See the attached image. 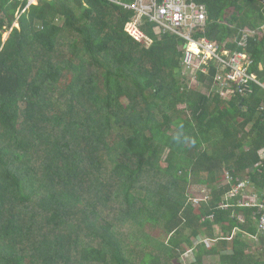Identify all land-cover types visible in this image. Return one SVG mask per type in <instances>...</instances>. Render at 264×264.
<instances>
[{
    "label": "trees",
    "instance_id": "trees-1",
    "mask_svg": "<svg viewBox=\"0 0 264 264\" xmlns=\"http://www.w3.org/2000/svg\"><path fill=\"white\" fill-rule=\"evenodd\" d=\"M194 1V39L264 82V36L237 44L264 0ZM134 2L0 0V264H264L242 205L264 204V90L224 98L215 62L193 82L186 40L126 31Z\"/></svg>",
    "mask_w": 264,
    "mask_h": 264
},
{
    "label": "built area",
    "instance_id": "built-area-1",
    "mask_svg": "<svg viewBox=\"0 0 264 264\" xmlns=\"http://www.w3.org/2000/svg\"><path fill=\"white\" fill-rule=\"evenodd\" d=\"M38 1L34 0L31 4H37ZM128 8L134 10L137 15L127 25L126 31L137 41H150L141 28L145 18H149L157 25L156 31L159 35L172 34L186 40L182 65L184 70L190 73L194 82L199 70L206 72V66L210 62H215L221 69L216 80L221 83L223 88L221 95L224 98L252 95L254 85L264 90V83L252 72L253 60L245 50L232 52L225 45L220 50L219 46L207 39L194 40V34L203 30L208 21V11L205 5L198 4L194 0H135ZM260 31H264V26L257 31H244L241 40L237 43L238 46L246 49L249 39L258 36ZM192 45L195 46L194 49ZM203 66L205 67L202 68ZM261 110H264V104ZM241 187H244V184L236 188L230 194L231 197L237 195ZM242 205L258 208V228L259 232L264 235V204L246 202Z\"/></svg>",
    "mask_w": 264,
    "mask_h": 264
},
{
    "label": "rangeland",
    "instance_id": "rangeland-1",
    "mask_svg": "<svg viewBox=\"0 0 264 264\" xmlns=\"http://www.w3.org/2000/svg\"><path fill=\"white\" fill-rule=\"evenodd\" d=\"M33 1L34 0H29V3L31 4ZM140 24H141V22H140ZM7 37H8V34H5L4 40H6ZM150 44H151V41H148V45H150ZM191 73H193V71H191ZM192 75H194V74H192ZM195 82H196V80H195ZM201 90H203V92L205 93V89H201ZM190 195H192V197H194L196 199V202L200 203L203 200H206L207 199V197H208V191H207V189L205 187H202V186H193L190 189ZM191 261H192V259L190 258L189 260H184L182 262V264H189ZM205 262L207 264H217V261L215 259H213V258H206L205 259Z\"/></svg>",
    "mask_w": 264,
    "mask_h": 264
},
{
    "label": "crops",
    "instance_id": "crops-1",
    "mask_svg": "<svg viewBox=\"0 0 264 264\" xmlns=\"http://www.w3.org/2000/svg\"><path fill=\"white\" fill-rule=\"evenodd\" d=\"M262 36H264V31H260V33H259V35L257 36V37H262ZM261 69H262V67H261ZM262 82V81H261ZM264 83V82H263Z\"/></svg>",
    "mask_w": 264,
    "mask_h": 264
},
{
    "label": "bare ground",
    "instance_id": "bare-ground-1",
    "mask_svg": "<svg viewBox=\"0 0 264 264\" xmlns=\"http://www.w3.org/2000/svg\"><path fill=\"white\" fill-rule=\"evenodd\" d=\"M194 40H195V39H194ZM195 41H197V40H195ZM192 48L194 49V48H195V46H193V45H192Z\"/></svg>",
    "mask_w": 264,
    "mask_h": 264
},
{
    "label": "clouds",
    "instance_id": "clouds-1",
    "mask_svg": "<svg viewBox=\"0 0 264 264\" xmlns=\"http://www.w3.org/2000/svg\"><path fill=\"white\" fill-rule=\"evenodd\" d=\"M30 5V4H29Z\"/></svg>",
    "mask_w": 264,
    "mask_h": 264
}]
</instances>
